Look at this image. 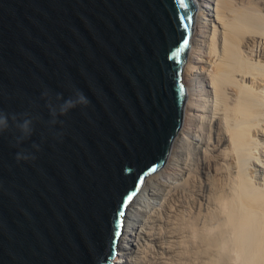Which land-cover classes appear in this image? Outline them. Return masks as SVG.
Masks as SVG:
<instances>
[{"label": "water", "instance_id": "obj_1", "mask_svg": "<svg viewBox=\"0 0 264 264\" xmlns=\"http://www.w3.org/2000/svg\"><path fill=\"white\" fill-rule=\"evenodd\" d=\"M196 11L194 0H0V111L48 120L42 91L67 97L69 85L91 102L51 131L37 124L24 145H40L34 161L17 162L13 132L0 133V264L117 263L128 208L182 127Z\"/></svg>", "mask_w": 264, "mask_h": 264}, {"label": "bare ground", "instance_id": "obj_2", "mask_svg": "<svg viewBox=\"0 0 264 264\" xmlns=\"http://www.w3.org/2000/svg\"><path fill=\"white\" fill-rule=\"evenodd\" d=\"M194 1L182 127L165 166L146 178L128 208L116 264H206V248L224 249L228 240L212 235L215 229L232 233L236 263L264 264V0ZM189 140L201 154L197 168L183 158ZM246 156L251 165L242 163ZM205 169L228 175L230 191L217 197L220 215L208 219V234H199L195 221L164 219V198L168 187H190Z\"/></svg>", "mask_w": 264, "mask_h": 264}, {"label": "rangeland", "instance_id": "obj_3", "mask_svg": "<svg viewBox=\"0 0 264 264\" xmlns=\"http://www.w3.org/2000/svg\"><path fill=\"white\" fill-rule=\"evenodd\" d=\"M197 17H198V10L196 11L195 20L197 19ZM194 31H195V29H193V32ZM190 53H191V44H190V50H189V53H188L187 62H188ZM204 60H207V62H208L209 58L207 56H204ZM184 70H185V67H184ZM206 133H208L207 130H206ZM185 144L186 145H183L184 147H182L183 158L186 159L188 162H190L194 168L199 167V163L201 162L200 161L201 160L200 159V155L201 154H199V151H198L199 149L196 147V144L195 143H191L190 140H189V143H185ZM255 155H257V157L259 156L258 153H255ZM259 157H261V158H259ZM259 157H258V159H264L261 155ZM248 158H249V156H248ZM243 159H244V161H242V163L245 162L246 164H249V165L252 164L251 162L249 163L251 158L247 159V156H246V158L243 157ZM251 161L253 162V158H252ZM233 166L234 165H232L230 169L235 170V168ZM195 177H196V179H195V182L193 183L194 185L192 184L190 187L187 186V187H184V189H183V187H179L178 189L177 188L174 189L173 185H172L173 188L172 187H168L167 190L169 191V189H170L171 192L168 193V192H166L167 191L166 190L165 192L168 193L169 195L168 196L166 195L167 199L164 198L165 199L164 202H166L165 203V209L168 211V214L164 213L163 216H164V219L170 220L172 223L174 221H176L177 217H178V219L180 217L187 218V219H189V222L191 221L190 223L195 221L192 224H194L196 229L198 228V230H200L199 234L200 233H204L203 231H205V230H206L205 231L206 233H204V234H208V232H209L208 223H210V221L208 219L212 215H214V216L220 215V213H219L220 212V210H219L220 208L218 207L219 205L217 204V197L220 196L221 194L224 195V194H226V193H228L230 191L229 190L230 189L229 185H230V180L231 179L225 173L221 174L220 172H215L214 169H211V170L205 169L204 172L202 173V175L197 174ZM260 177L263 178L264 177V173H261ZM215 193H217V195ZM170 206H172V207H170ZM209 213H211V214H209ZM215 214H217V215H215ZM168 215H171V216L168 217ZM165 227L166 228L163 229L162 233H164L166 231V229L170 228V226L168 227V225H166ZM203 228H204V230L202 231ZM207 230H208V232H207ZM218 231H219L220 236L222 237V239H223V236H224L223 240H225V239H228V240L223 241L225 244H223L220 241L223 244L221 246L224 247V249L221 248V250H220V249H216L215 247H213L212 249L206 248L207 249L206 250V264H208V262L214 261V260H211V259H215V261H218V259H219V262H220V260H222L221 264H239V263H236L238 261H237L236 258H234L236 256H234L235 253L232 250L233 249V245H234V242H232L233 243V245H232L231 241H230V239L233 238V237H231L232 233L231 232H230L231 234L227 233V230L224 233V232H222L220 230H216L215 229L211 234L213 235V233H214V236H215V233H216V237L218 238L219 237V234H217ZM185 233L186 232H184V235H186ZM221 233L222 234L224 233V234L221 235ZM226 236L229 237V238H227ZM221 237H219L220 240H221ZM232 241H233V239H232ZM206 247H207V245H206ZM208 250H213V252L215 253L216 257H213L214 254L213 253H209ZM217 251H218V254H220L219 255L220 257L217 256ZM222 251H224V252H222ZM210 252H212V251H210ZM224 253L226 254V256H225ZM232 254H234V255H232ZM210 255H212L213 258ZM217 257H218V259H217ZM117 258H118V256H117ZM116 261H117V259H116ZM152 264H157V263H152Z\"/></svg>", "mask_w": 264, "mask_h": 264}, {"label": "clouds", "instance_id": "obj_4", "mask_svg": "<svg viewBox=\"0 0 264 264\" xmlns=\"http://www.w3.org/2000/svg\"><path fill=\"white\" fill-rule=\"evenodd\" d=\"M69 87L71 94L67 97L63 93H53L47 88L42 91L40 98L44 102L43 107L48 112V120H44L42 114L36 110H26L20 113L0 111V133L13 132L14 146L18 148L15 157L17 162L34 161L37 158L34 152L41 150L39 144L32 142L27 148L24 147L36 133L37 124L44 125L51 131L57 124L61 126L64 124L61 117L67 116L77 107L87 108L90 105V100L80 89L72 85ZM38 107V104L33 103V108ZM54 136L58 139L62 133H54Z\"/></svg>", "mask_w": 264, "mask_h": 264}, {"label": "snow or ice", "instance_id": "obj_5", "mask_svg": "<svg viewBox=\"0 0 264 264\" xmlns=\"http://www.w3.org/2000/svg\"><path fill=\"white\" fill-rule=\"evenodd\" d=\"M130 199V198H129ZM122 215V214H121Z\"/></svg>", "mask_w": 264, "mask_h": 264}]
</instances>
